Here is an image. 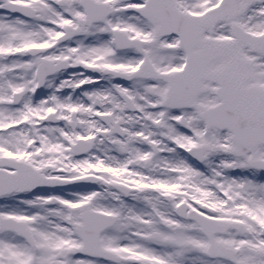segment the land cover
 <instances>
[{
  "label": "snow or ice",
  "instance_id": "1",
  "mask_svg": "<svg viewBox=\"0 0 264 264\" xmlns=\"http://www.w3.org/2000/svg\"><path fill=\"white\" fill-rule=\"evenodd\" d=\"M0 264H264V0H0Z\"/></svg>",
  "mask_w": 264,
  "mask_h": 264
}]
</instances>
